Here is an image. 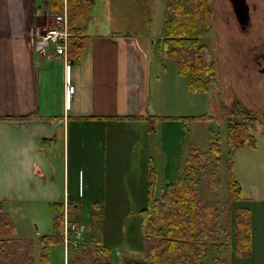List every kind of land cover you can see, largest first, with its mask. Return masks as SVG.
<instances>
[{
	"label": "rangeland",
	"instance_id": "1",
	"mask_svg": "<svg viewBox=\"0 0 264 264\" xmlns=\"http://www.w3.org/2000/svg\"><path fill=\"white\" fill-rule=\"evenodd\" d=\"M47 1L38 0L36 5V14L42 23L51 22L53 17L49 13ZM100 1H96L93 24L87 26L88 33L94 26L99 27L97 34L101 37L108 36L109 32H118V35L121 33L135 44H131V50L136 48L137 43L144 46L147 39L150 48L147 76V93L150 94L148 104L153 105L154 109L150 111L144 105V101L141 109L143 114L147 109L151 116L155 113L154 116L164 117L161 121H156L159 122L156 133L148 131L145 124L124 126V131L127 130V132L124 133L126 138L122 140L123 149L119 151L120 158L115 159L108 153L104 143L94 138L98 133L105 136L106 129L103 127V122L96 123L92 127V138L84 139L85 145L82 148L75 152L74 144L70 149V174L76 172L74 175L77 178V171L81 168V180H84L85 186L94 184L93 188L97 186L96 189H100L106 183V190L112 191L113 184L117 182L121 188L120 203H118L120 209L110 208L106 213L119 218V224L115 226L116 231L111 235V232L106 230V224L101 227L104 232L107 231L104 239L110 243V257L113 264L129 258L131 249L129 243L134 245L142 243L143 246L142 237H145V233L140 227L141 218L138 212L147 204L148 162L153 160L156 165L157 194L166 183L183 176L185 162L191 152H205L211 142L220 144L222 167L204 178H201L199 174L196 175L197 196L203 203L218 206L217 211L224 230L228 229L227 207L235 208L237 205L247 207L245 204L252 207L251 226L254 225V236H256L255 256L243 260L236 258L234 263L264 264L263 1L246 0L249 7V21L247 26L242 28L235 18L229 0H212L213 31L212 35L203 39L202 42L209 47L218 84L208 93H189L185 89L184 78L176 74L174 61L165 60L156 55L155 46L153 47L152 43L157 42L160 37L164 11L163 0H108L102 2L103 5ZM107 7L112 10L109 12ZM153 56L160 61L153 59ZM162 65L166 68L165 73H161ZM233 98L240 99L244 105L255 112L258 118V123L251 131L256 141L255 148L245 144L233 152L232 176L241 188V201H233V196L229 192L227 125L219 115L221 102L228 105ZM89 141L92 144H88ZM75 156L77 158L74 159ZM116 160H120L117 170L113 167ZM84 172L86 174L83 176ZM75 182L74 186L77 187V179ZM89 191L92 193L90 189ZM90 209L92 210L88 204L87 207L75 211L74 213H78L80 219L83 216L86 219L73 222L83 228L87 242L91 241L92 236L102 238L98 229L102 221L90 223ZM12 211L15 213L14 226L25 229L29 227L32 235H35L34 243H40L43 237L51 239L47 248L48 253L51 252L50 264H63L60 244L63 241H57L59 236L53 233L54 221L51 217L53 212L48 213L46 210L31 208V206L24 207L21 212L16 209ZM93 227L98 229L99 234ZM251 229L253 247V226ZM110 236L112 240L109 241ZM221 236L223 237V234ZM96 237L93 238L94 242H91V246L96 245ZM221 240L224 244L225 240L223 238ZM233 243V239L231 243L228 241L229 252ZM134 249L136 253L140 252L139 248L134 247ZM38 253L40 254L39 246ZM210 256H213V253L208 248L207 258Z\"/></svg>",
	"mask_w": 264,
	"mask_h": 264
},
{
	"label": "crops",
	"instance_id": "2",
	"mask_svg": "<svg viewBox=\"0 0 264 264\" xmlns=\"http://www.w3.org/2000/svg\"><path fill=\"white\" fill-rule=\"evenodd\" d=\"M107 1L101 0L100 4ZM37 2L0 0V206L13 223L15 213L12 210L15 209L21 212L24 207L31 206L48 213L52 211L53 233L59 236L57 241H63L60 243L63 264H77L74 254L69 252V258L66 256L65 223L84 221L85 216L80 219L79 214L74 212L88 204L93 208L99 203L102 223L98 229L102 238L95 241L100 240L110 247L104 237L107 231L113 235L119 218L106 213L110 208L120 209L121 188L117 182L113 184L112 191L106 190V183L100 189H96L97 186L93 188L94 184L85 186L84 180H81V168L77 171V178L74 175L76 172L70 174V149L74 144L75 152L82 148L84 139L92 138V127L103 122L105 136L98 133L94 138L104 143L108 153L117 159L123 149L122 140L126 138L124 126L147 125L142 118L151 114L147 109L143 114L141 108L144 101L150 111L154 109L148 104L150 94L147 93L150 48L146 39L144 46L137 43L136 48L131 50V44L135 45L131 39L121 33L118 35V32H109L108 36L101 37L97 34L98 26L91 27L88 33L87 26L93 24L92 20L87 26H81L87 38L81 58L72 59L67 49L65 55H53L50 50L39 48L37 43L36 32L42 23L36 14ZM107 9L109 12L112 10ZM153 59L160 61L155 56ZM165 71L162 65L161 73ZM67 85L73 88V94L66 92ZM119 161L116 160L113 165L115 170L119 168ZM73 169L75 171L74 165ZM75 179L77 187L74 186ZM245 206L251 210L253 219L252 207ZM104 224L107 225L105 232L101 229ZM252 226L254 258L256 236ZM98 229L94 230L99 234ZM15 236L33 241L35 235L29 227H15ZM95 237L87 242L85 236L82 246L90 247ZM129 244L131 249L127 261H145L144 245ZM34 245V264H42L38 253L40 245ZM134 247L140 252L136 253ZM72 248L69 243L67 250ZM48 254L50 259L51 252ZM230 260L231 264H235L233 257ZM123 263L124 260L114 264Z\"/></svg>",
	"mask_w": 264,
	"mask_h": 264
},
{
	"label": "trees",
	"instance_id": "3",
	"mask_svg": "<svg viewBox=\"0 0 264 264\" xmlns=\"http://www.w3.org/2000/svg\"><path fill=\"white\" fill-rule=\"evenodd\" d=\"M96 1L48 0L50 13L66 15V27L72 35L67 50L72 59L81 58L85 52V30L81 26H87L93 20ZM163 2L160 37L154 44L156 55L174 61L176 72L184 78L189 93H208L218 84L209 47L202 42L213 31L212 0ZM262 18L264 21V11ZM219 115L227 125L229 192L233 201H241V188L232 176L233 152L245 144L255 148L256 141L251 131L258 118L238 98H233L228 105L221 102ZM163 118L147 116L142 119L147 123L148 131L156 133V121ZM221 167L220 144L211 142L205 152H191L185 162L183 176L166 183L156 194L157 169L150 160L146 170L147 204L138 212L140 227L145 233V261L125 259L123 264H231L232 257L240 260L251 258V210L238 205L227 207L228 229L224 230L218 206L203 203L197 196L196 175L204 178ZM98 205L94 204L90 211L92 224L102 217ZM221 238L225 240L224 244ZM231 239L234 243L229 252L228 241L231 243ZM50 243L48 237L40 240L42 264H48ZM208 248L213 253L210 258H207ZM110 249L98 240L95 246L81 245L70 252L77 264H111ZM35 252L34 241L15 236V226L0 206V264H34Z\"/></svg>",
	"mask_w": 264,
	"mask_h": 264
},
{
	"label": "built area",
	"instance_id": "4",
	"mask_svg": "<svg viewBox=\"0 0 264 264\" xmlns=\"http://www.w3.org/2000/svg\"><path fill=\"white\" fill-rule=\"evenodd\" d=\"M51 22H45V24H40L37 29V43L39 48L48 49L53 55L62 56L66 53V47L68 39L71 34L67 30L66 17L65 15L51 14ZM66 92L68 94H73V88L68 86ZM70 232V234H69ZM84 230L79 227L76 223L67 224L64 227V240L65 243L71 240L74 245H76L83 236Z\"/></svg>",
	"mask_w": 264,
	"mask_h": 264
},
{
	"label": "water",
	"instance_id": "5",
	"mask_svg": "<svg viewBox=\"0 0 264 264\" xmlns=\"http://www.w3.org/2000/svg\"><path fill=\"white\" fill-rule=\"evenodd\" d=\"M233 11L235 13L236 19L240 26L244 28L248 22V7L246 5L245 0H229Z\"/></svg>",
	"mask_w": 264,
	"mask_h": 264
},
{
	"label": "flooded vegetation",
	"instance_id": "6",
	"mask_svg": "<svg viewBox=\"0 0 264 264\" xmlns=\"http://www.w3.org/2000/svg\"><path fill=\"white\" fill-rule=\"evenodd\" d=\"M245 2H246V0H245ZM247 5V4H246ZM248 7V6H247ZM234 12V11H233ZM248 13H249V7H248ZM234 15H235V13H234ZM248 17H249V15H248ZM235 18H236V16H235ZM237 20V19H236ZM248 21H249V19H248ZM238 22V21H237ZM239 24V23H238ZM247 24H248V22H247ZM240 25V24H239ZM247 26V25H246ZM242 27V26H241Z\"/></svg>",
	"mask_w": 264,
	"mask_h": 264
}]
</instances>
